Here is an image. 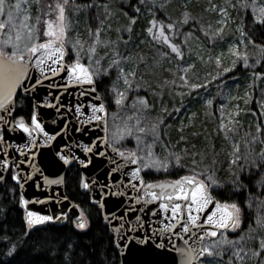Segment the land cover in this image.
<instances>
[{
  "label": "snow or ice",
  "instance_id": "1",
  "mask_svg": "<svg viewBox=\"0 0 264 264\" xmlns=\"http://www.w3.org/2000/svg\"><path fill=\"white\" fill-rule=\"evenodd\" d=\"M73 178L119 264H264V0H0V264H117L104 231L85 239ZM48 202L65 207H30ZM14 205L22 231L3 226Z\"/></svg>",
  "mask_w": 264,
  "mask_h": 264
},
{
  "label": "trees",
  "instance_id": "2",
  "mask_svg": "<svg viewBox=\"0 0 264 264\" xmlns=\"http://www.w3.org/2000/svg\"><path fill=\"white\" fill-rule=\"evenodd\" d=\"M206 2H207V0H190V3L194 4V5H199V4H203ZM183 3H184V0H169L170 9H171V12L173 15H176L179 13L180 8L183 5ZM199 11H200V9L197 7L196 12H199ZM146 19H147L146 15L142 13L138 23L135 25V29L137 32H140V30L145 26ZM125 22L126 21L122 18L120 21H118V24H123ZM116 26H117V24L113 25V27H116ZM83 27L84 26L82 24L81 30H83ZM115 36H116V33L113 32L112 38H115ZM141 47H144V46L141 45ZM232 76L233 77H237V76L239 77L238 79H235V82L237 80L240 81L239 79L242 80L244 78L245 79L247 78V75L245 74V72L243 71L242 68H240L238 71H234L232 73ZM232 84H229V87ZM213 89L215 90V88H213ZM140 94H144V93L141 92ZM241 98L242 99L239 100V104L241 107H244L243 97H241ZM165 99L168 100L167 97ZM171 106H172V102L169 101L168 107H171ZM197 108L201 110L200 120L197 122L198 125L200 122H204V123H207L209 129L213 128L215 126L214 119H211L204 114V111H203V108L201 105H197ZM248 120L251 121L252 119H248ZM173 123H175L177 126L179 125V121H173ZM172 135L175 136V132H173ZM195 142L200 143V144L205 143V141L203 140L202 137L200 140H197ZM214 144H215V147L217 150L221 149L222 148L221 138L220 137H214ZM220 159H223V153H221ZM75 167L76 166L74 165L73 171L70 173V175L72 177L76 176ZM146 179L158 180V179H162V177L152 176V177H146ZM65 193L72 202H75V204L79 205L81 212H84L85 216L93 221L92 232L89 233L87 237H85V239L88 240L89 243H91V238L93 236L99 237L101 235V232L104 231L103 230V223L101 220L100 209L91 204L90 199H88V194L86 192H84L83 190H80L77 187V182L74 178L69 180L67 187H65ZM213 195H216V193H213ZM2 198H3V191L0 190V199H2ZM23 217H24V214H23V211L19 208V205H14L11 208L7 219L4 221L3 226H5L9 229H16V230L22 231L26 228V224L24 222ZM245 227H246V225H245ZM49 230L50 229L42 228L41 232L33 233L32 235L35 237V236L40 235L41 233H45ZM51 230H57V229H51ZM60 231L65 232V233H70V229L67 226L64 229H60ZM18 234H19V232H18ZM112 240H114V237L108 236L107 232L104 231L103 245L107 249V251L109 253H111V257L117 261V264H119V256H118L117 250L115 248V245L111 243ZM49 264H54V262L50 261Z\"/></svg>",
  "mask_w": 264,
  "mask_h": 264
},
{
  "label": "water",
  "instance_id": "3",
  "mask_svg": "<svg viewBox=\"0 0 264 264\" xmlns=\"http://www.w3.org/2000/svg\"><path fill=\"white\" fill-rule=\"evenodd\" d=\"M42 111H45V112H46V111H49V110L46 109V108H42ZM48 158H49V153H48V152H45V153H44V159H45V161H47ZM100 163H101V162H100L99 160H94V165H93V167L98 166ZM101 178H103V170H101ZM60 188L62 189L63 194L66 195V193H65V186H64V185H60ZM28 190H29V191H35V190L32 189V188H30V189H28ZM46 191H48L49 194H54V193L52 192V189H51V188L47 189ZM84 192H85V191H84ZM66 196H67V195H66ZM69 202H72V201L69 199ZM90 202H91L92 205H94V206H96L97 208H99L98 205H97L96 203L92 202L91 200H90ZM30 207H32L33 210H39V211H42V212H45V211H53V212H55V211H57L58 207H65V205H64V204H61V205L57 206V205H55V204H52L51 202H48V203H46V204H42V205H41V204H31ZM117 207H118V206H117ZM19 208L23 211V214H24L25 209H23L21 206H19ZM112 208H113V202L110 201V202H109V209H112ZM66 210H67V209H66ZM72 211L75 212L76 214H78L79 212H81L80 208L73 209ZM102 211H103V210L100 209V212H101V213H102ZM118 214H119V213H118ZM113 237H114V239H116V236H115V235H113ZM135 244H136V242H132V250H131V253H130V254L127 256V258H126V259L129 260V261L139 259L140 256L142 255V253H140V252L138 251V249L136 248ZM115 248H116V247H115ZM116 250H117V249H116ZM117 253H118V250H117ZM118 256H119V261H120V260H121V256H120L119 254H118ZM174 256H175L176 264H180V257H179V254H174V253H172V252H169V253L165 254L164 256L160 257V259H162V260H164V261H167V262H171V261L173 260V257H174Z\"/></svg>",
  "mask_w": 264,
  "mask_h": 264
},
{
  "label": "rangeland",
  "instance_id": "4",
  "mask_svg": "<svg viewBox=\"0 0 264 264\" xmlns=\"http://www.w3.org/2000/svg\"><path fill=\"white\" fill-rule=\"evenodd\" d=\"M225 48L227 47L226 45L224 46ZM226 57H227V54H225ZM249 77H247L246 79H239L240 81H236L234 82L229 88L232 90V94L234 96H240V97H243V92L245 90H247V81H248ZM215 90L213 89L212 90V93H214ZM236 103H239V101H232L231 104H236ZM247 119H252V117H248ZM128 147H132L134 146V142L129 140L128 144L126 145Z\"/></svg>",
  "mask_w": 264,
  "mask_h": 264
}]
</instances>
